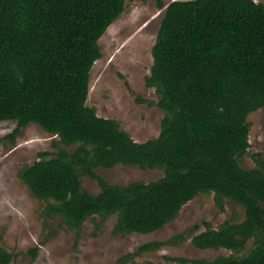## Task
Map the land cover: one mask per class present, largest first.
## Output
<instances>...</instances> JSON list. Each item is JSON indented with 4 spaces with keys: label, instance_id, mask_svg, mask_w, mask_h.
I'll use <instances>...</instances> for the list:
<instances>
[{
    "label": "trees",
    "instance_id": "1",
    "mask_svg": "<svg viewBox=\"0 0 264 264\" xmlns=\"http://www.w3.org/2000/svg\"><path fill=\"white\" fill-rule=\"evenodd\" d=\"M156 3L164 12L145 83L155 89L164 117L156 138L138 142L87 103L91 71L102 56L99 40L126 0H0V121L16 123L13 137L35 123L57 138L56 152H40L18 175L47 203L44 217L60 216L62 227L79 231L90 217L116 215L115 235L160 230L197 195L213 193L220 211L230 200L244 208L245 218L217 229L203 221L167 242L139 246L119 264L189 238L199 249L233 253L213 260L168 259L264 264V158L254 168L239 163L251 146L248 116L264 109V4ZM118 165L161 169L164 175L119 185L95 171ZM83 175L98 182L100 193L82 188ZM201 226L206 230L195 233ZM250 240L253 247L236 256ZM28 253L33 264L39 249ZM15 256L0 246V264H11Z\"/></svg>",
    "mask_w": 264,
    "mask_h": 264
},
{
    "label": "rangeland",
    "instance_id": "2",
    "mask_svg": "<svg viewBox=\"0 0 264 264\" xmlns=\"http://www.w3.org/2000/svg\"><path fill=\"white\" fill-rule=\"evenodd\" d=\"M172 1L163 0L165 5ZM255 1L264 4V0ZM163 12L156 0H126L123 13L99 40L102 56L91 71L88 105L99 116L118 121L138 142L156 138L164 117L157 105L155 89L145 83L153 64L152 47ZM138 98L152 104L139 103ZM248 122L251 146L239 163L244 168H254L258 157L264 158V109L251 113ZM16 127L15 122L0 121V246L16 255L11 264L30 263L28 251L34 247H38L39 253L33 264H119L121 257L135 252L139 246L151 241L167 242L203 221L217 229L226 221L240 222L245 218L241 206L227 200L222 212L214 194L203 193L184 205L172 222L148 234H113L116 215L105 220L90 217L79 231L62 227V217L49 219L42 215L47 203L33 196L18 175L20 169L38 159L40 152H56L52 144L57 138L35 123L21 128L13 137ZM95 171L108 183L119 185L156 181L164 175L161 169L124 165L111 169L98 167ZM80 180L84 190L100 193L95 179L83 175ZM204 230L201 226L195 233ZM252 247L250 240L246 249L235 255H244ZM232 253L226 249H199L189 238L142 253L126 264H191L168 257L213 260Z\"/></svg>",
    "mask_w": 264,
    "mask_h": 264
}]
</instances>
